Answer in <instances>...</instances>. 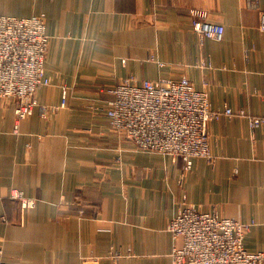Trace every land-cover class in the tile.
I'll return each instance as SVG.
<instances>
[{
	"label": "crops",
	"instance_id": "crops-1",
	"mask_svg": "<svg viewBox=\"0 0 264 264\" xmlns=\"http://www.w3.org/2000/svg\"><path fill=\"white\" fill-rule=\"evenodd\" d=\"M224 26L201 43L190 11ZM44 13L50 85L14 132L0 101V246L19 264H175L168 231L185 206L251 225L244 247L264 253V0H0V15ZM187 77L211 107V159L138 149L112 132L107 90ZM20 191L35 200L21 208Z\"/></svg>",
	"mask_w": 264,
	"mask_h": 264
},
{
	"label": "built area",
	"instance_id": "built-area-1",
	"mask_svg": "<svg viewBox=\"0 0 264 264\" xmlns=\"http://www.w3.org/2000/svg\"><path fill=\"white\" fill-rule=\"evenodd\" d=\"M194 32L201 43L220 40L224 26L209 19L207 11L189 13ZM264 30V16L261 17ZM46 15L30 17L0 15V101H13L18 133L23 120L39 108L47 118L56 107L39 105L36 92L50 85L45 58L49 46ZM112 98L106 103L105 116L112 132L132 142L138 149L179 157L190 169L195 158L211 159L208 129L222 113L244 115L226 108L211 107L206 90H198L187 77L138 82L131 76L107 90ZM264 118L250 117L254 129ZM21 208L35 206V200L13 191ZM251 225L226 218L216 212H202L185 205L170 221L168 231L180 241L172 259L175 264H264V253H249L244 247L245 233ZM0 264H19L4 259L0 246Z\"/></svg>",
	"mask_w": 264,
	"mask_h": 264
}]
</instances>
